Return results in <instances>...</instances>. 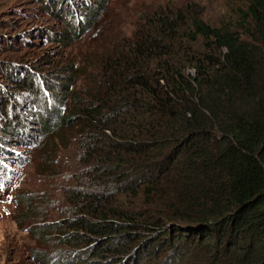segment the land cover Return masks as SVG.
Segmentation results:
<instances>
[{
    "label": "trees",
    "instance_id": "trees-1",
    "mask_svg": "<svg viewBox=\"0 0 264 264\" xmlns=\"http://www.w3.org/2000/svg\"><path fill=\"white\" fill-rule=\"evenodd\" d=\"M203 11L146 15L87 101L59 116L86 189L70 190L71 216L43 235L62 230L71 264L79 252L82 264H128L142 251L149 264H264V0ZM65 26L69 42L80 28ZM11 104L0 96L1 135Z\"/></svg>",
    "mask_w": 264,
    "mask_h": 264
},
{
    "label": "rangeland",
    "instance_id": "rangeland-1",
    "mask_svg": "<svg viewBox=\"0 0 264 264\" xmlns=\"http://www.w3.org/2000/svg\"><path fill=\"white\" fill-rule=\"evenodd\" d=\"M246 2L0 0V96L11 101L7 108L13 115V130L5 125L10 134H0V264H71L63 258L62 230L43 235L49 224L62 226L71 216L70 190L86 189L81 186L83 169L75 167L74 136L64 139L66 128L58 127V118L73 111L74 101H87L98 69L138 35L141 19L186 4L203 6L201 16L214 19ZM91 6L98 15L86 22ZM66 20L80 28L69 42L62 38ZM19 80L32 89L13 87ZM50 87L58 90L53 92L60 102ZM41 120L47 122V130ZM4 124L0 119V127ZM79 254L82 264L83 253ZM148 260L142 251L128 258V264H149Z\"/></svg>",
    "mask_w": 264,
    "mask_h": 264
}]
</instances>
